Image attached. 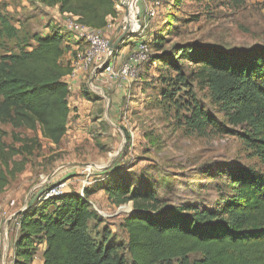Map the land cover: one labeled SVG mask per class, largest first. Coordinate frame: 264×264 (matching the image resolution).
Wrapping results in <instances>:
<instances>
[{
    "label": "trees",
    "instance_id": "trees-1",
    "mask_svg": "<svg viewBox=\"0 0 264 264\" xmlns=\"http://www.w3.org/2000/svg\"><path fill=\"white\" fill-rule=\"evenodd\" d=\"M41 1L91 29L106 27L109 18L118 14L115 0ZM0 24V34L16 36L17 28L3 15ZM33 39L30 50L0 57V126L10 125L15 141L9 145L3 133L0 136V193L40 146L37 138L21 137L14 130L39 129L58 144L72 117L69 96L75 87L70 90L67 80L74 68L71 60L79 51L66 49L69 39L59 29L36 33ZM142 41L155 47L148 61L174 70L173 80L189 87L190 128L199 134L210 129L239 136L261 165L206 164L205 173L223 178L216 183L217 197L211 206L195 201L161 206L149 186L122 175L113 182L85 187L83 193L70 190L47 198L43 193L14 215L18 228L11 264H34L40 250L43 264H264V46L222 49L187 41L168 51L158 36L151 44ZM86 49L87 44L80 52ZM66 54L71 56L67 60ZM185 60L196 65L194 79L209 85L224 119L242 130L227 128L203 108L191 88ZM17 154L21 160L14 159ZM101 189L114 205L132 202V211L121 223L128 235L125 243L114 239L108 227L103 228L101 241L91 232V222L102 219L90 196Z\"/></svg>",
    "mask_w": 264,
    "mask_h": 264
},
{
    "label": "rangeland",
    "instance_id": "rangeland-1",
    "mask_svg": "<svg viewBox=\"0 0 264 264\" xmlns=\"http://www.w3.org/2000/svg\"><path fill=\"white\" fill-rule=\"evenodd\" d=\"M123 1L115 0L118 14L109 18L106 25L109 38L126 13ZM146 1L135 4L139 27L130 28L129 36L114 51L113 60L118 67L134 54V41L146 39L151 44L154 36L162 38L164 50L168 51L172 45L187 41L222 49L264 46V0H163L157 17L145 27ZM0 15L17 28L13 38L0 34V57L30 50L35 46L34 34L45 35L55 29L69 39L68 51L80 52L86 47L77 31L66 26V16L58 7L41 0H0ZM150 46V54H154L155 47ZM123 52L125 57L117 63ZM76 59L77 55L71 63ZM148 59L136 65V72L129 79L104 76L102 68L93 70V65L80 69L73 78L76 88L70 96L72 117L60 143L43 137L39 129L14 130L21 137L37 138L40 146L29 155L25 169L0 193V264H11L13 258L18 228L14 215L20 207L25 209V203H30L43 187L67 181V191L83 193L85 187L113 182L122 175L149 186L161 206L189 201L211 206L217 197L216 183L223 178L205 173L206 164L261 165L259 156L239 136L210 129L205 134L193 131L187 121L189 87L173 80L174 70ZM182 62L203 108L227 128L242 130L224 119L209 85L194 79L196 65ZM77 100L85 106L82 108ZM12 131L10 125L0 126V136L3 133V141L9 145L15 142ZM19 145L15 143L16 147ZM14 159L22 158L17 154ZM90 201L102 219L91 222L92 234L101 241L103 228L108 227L114 239L125 243L128 235L121 223L132 211V202L114 205L103 189L90 196Z\"/></svg>",
    "mask_w": 264,
    "mask_h": 264
},
{
    "label": "built area",
    "instance_id": "built-area-1",
    "mask_svg": "<svg viewBox=\"0 0 264 264\" xmlns=\"http://www.w3.org/2000/svg\"><path fill=\"white\" fill-rule=\"evenodd\" d=\"M145 1V0H144ZM163 0H148L143 8V21L145 27L149 24L151 19L155 18L158 9L162 6ZM66 26L72 30L77 31V36L85 40L87 49L85 52H78L77 59L74 61V68L72 74L68 77V87L73 90V78L78 71L83 68H88L93 65V70L102 68V75L110 78L129 79L136 72V65L146 61L151 52L150 46L140 41L135 47V52L119 67L116 66L114 58V50L110 48V38L106 35L108 27L101 29H91L88 26L80 23L76 17L66 14ZM121 86V83L119 84ZM68 190V182L63 181L59 184L47 187L44 195L45 198L53 195H59Z\"/></svg>",
    "mask_w": 264,
    "mask_h": 264
},
{
    "label": "bare ground",
    "instance_id": "bare-ground-1",
    "mask_svg": "<svg viewBox=\"0 0 264 264\" xmlns=\"http://www.w3.org/2000/svg\"><path fill=\"white\" fill-rule=\"evenodd\" d=\"M138 0H124L122 3L126 8V13L121 20V27L122 28H131V29H137L139 27V16L136 15L137 9H136V2Z\"/></svg>",
    "mask_w": 264,
    "mask_h": 264
},
{
    "label": "water",
    "instance_id": "water-1",
    "mask_svg": "<svg viewBox=\"0 0 264 264\" xmlns=\"http://www.w3.org/2000/svg\"><path fill=\"white\" fill-rule=\"evenodd\" d=\"M140 24V21H139ZM130 33V28H122L121 25H119L118 29L115 31V33L112 35V37L110 38V48L112 50H115L116 47L118 46V44H120L123 40H125L126 37L129 36ZM46 190V187L41 188L36 197L30 202H34L38 197H40ZM29 203H26L25 207L28 205Z\"/></svg>",
    "mask_w": 264,
    "mask_h": 264
},
{
    "label": "crops",
    "instance_id": "crops-1",
    "mask_svg": "<svg viewBox=\"0 0 264 264\" xmlns=\"http://www.w3.org/2000/svg\"><path fill=\"white\" fill-rule=\"evenodd\" d=\"M136 42H137V41H134V43H133V44H134V48H135L136 45H137ZM124 52H125V51H124ZM124 52L121 53V55H120L119 57H117V63L120 62V58H121V57H125V54H126V53H124ZM66 56H67V55H66ZM70 57H71V56L68 55V56H67V59L70 58ZM75 85H76V84H75ZM75 88H76V86H75ZM70 96H72V95H70ZM70 96H69V100H70V104H71V101H73V100H72V97H70ZM77 104L80 105L82 108H83V106H85V103L83 104V103L80 102L79 100H77ZM25 204H26V203H25ZM23 207H24V206H23ZM22 209H23V208L20 207V208L17 210V212L20 211V210H22ZM44 247H45V246H42V249H44ZM34 264H43V258H42V251H41V250H40L39 253L37 254L36 259H35V263H34Z\"/></svg>",
    "mask_w": 264,
    "mask_h": 264
}]
</instances>
